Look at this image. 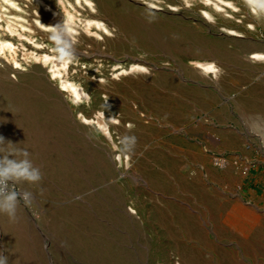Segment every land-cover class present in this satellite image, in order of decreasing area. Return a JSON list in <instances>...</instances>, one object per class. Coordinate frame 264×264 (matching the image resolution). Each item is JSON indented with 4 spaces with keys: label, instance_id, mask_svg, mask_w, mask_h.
<instances>
[{
    "label": "rangeland",
    "instance_id": "obj_1",
    "mask_svg": "<svg viewBox=\"0 0 264 264\" xmlns=\"http://www.w3.org/2000/svg\"><path fill=\"white\" fill-rule=\"evenodd\" d=\"M98 1L0 0V137L12 143L6 145L8 151L28 150L43 173L39 185L16 186L35 194L31 206L21 202L16 221L0 215V250L9 264H216L217 259L220 264H236L245 243L264 252L255 224L264 221V147L245 138L243 131L249 126L243 127L234 103L228 107L224 97H215L213 105L201 110L187 106L179 117L174 116L179 112L163 107L177 101L172 93L150 88L170 79L190 83L186 65H199L191 59L179 62L168 46L177 38L173 27L196 34L200 17L213 21L200 4L235 22L247 12L258 17L264 10L247 0H110L124 24L147 41L163 43L142 50L136 47L139 41L117 33L106 19L89 18V12H98ZM192 6L194 11H185ZM231 11L240 13L234 17ZM42 12L71 25L78 55L70 64L55 61L47 28L56 23L45 22ZM245 26L254 28L249 22ZM255 33L264 36V27ZM224 43L232 46L228 40ZM128 54L175 60H161L163 69L150 72L113 62ZM34 70L39 78L42 72L47 75L44 84L49 88L60 89L63 79L78 83L89 94L82 108L66 114L39 105L42 94L36 86L32 94L21 90ZM242 72L237 67L226 71V89L231 84L240 88L236 100L264 101V74ZM199 73L201 78L213 74ZM124 80L132 88H150L143 91L144 98L157 108L149 109L138 98L127 100L139 107L137 118L125 121L120 130L112 129L109 137L96 119L116 122L113 117L122 112L103 111L100 104L119 102L110 92L125 87ZM100 84L107 91L98 90ZM53 94L63 104H74L67 89L62 96ZM215 110L224 115L221 120L211 117ZM138 127L146 139L139 142L129 164L123 165L117 154L115 166L94 156L101 151L100 133L108 145L111 140L122 144L123 134ZM262 128L255 132L260 134ZM170 150L180 155L167 156ZM77 194L85 195L76 200ZM182 237L194 249L185 251Z\"/></svg>",
    "mask_w": 264,
    "mask_h": 264
},
{
    "label": "bare ground",
    "instance_id": "obj_2",
    "mask_svg": "<svg viewBox=\"0 0 264 264\" xmlns=\"http://www.w3.org/2000/svg\"><path fill=\"white\" fill-rule=\"evenodd\" d=\"M236 1L240 2V0ZM254 1L257 3L261 2V0ZM200 5L201 7L205 8L206 11L208 10L210 12L209 14L212 16L213 21L209 22L206 21V19H204L203 17H200V23L202 26H200L201 30H198L199 32L196 34H192L191 32L189 33L188 31L186 32V29H182L180 27H173L174 36L177 38L170 42V46L167 45L169 48H172V50L175 51L174 54L177 55L179 62L184 63L186 59H191L195 64L199 65L198 67L196 65H190L189 63V65H186L188 68L187 73L188 76H190V80L188 78L182 79L189 80L190 83H186L185 81L179 83V81L177 80L170 79L165 81L164 86H157V84H153V86H151L150 88L155 92L159 89L161 91L163 90L164 92H171L172 97L174 96L177 101L173 100V102H170V105H163V107L172 109L175 113L179 112L180 114L174 115H178L179 117H182L184 115V112L182 111L183 109L187 108V106H193L196 109L201 110L202 108L213 105L215 102L213 101V99L215 97H224L226 99V102H229L228 107L232 106V102L234 103L232 107L236 109L238 113H240L242 119L245 121L243 127L246 128L247 126H249L243 131L245 138L250 142H254L256 145L264 147L262 146V139H264V128L259 131L260 134L255 132L258 128L264 127V101H262L261 103L255 102L253 98L249 97H247L245 100H236L237 97L234 98V94L235 92H238L240 95V88L233 86V84H231L232 86L228 89H226L225 86L226 71L229 72L230 69H235V67L241 69V71H244L242 73H245V76L246 74L253 75L254 73L264 74V36H259L255 33V31L260 27H264V15H260L257 17L247 12L241 18V22H235L227 17L220 16L217 12L207 7L206 5ZM96 7L98 8V12H89V18L106 19L108 24H113L116 27L117 33L125 32L130 37L139 41L136 46L137 48L139 47L142 50H146L147 47L151 48V45H163L161 41L156 39L147 41V39L143 37L144 35L140 34L137 29L132 28L131 26L129 27L127 23L124 24V19H120L122 17L120 10L117 9L110 0H99L98 3L96 2ZM194 9L195 7L192 6L189 8V10L185 9V11H194ZM240 12H242V10ZM240 12L231 11V14L235 17L238 16ZM41 16L42 18L46 19L45 22L53 24L57 23L56 18L51 16L45 17L43 15V12ZM246 22H249L253 25V30L245 26ZM221 28L240 33L242 37L224 33L223 31H221ZM226 40H228L232 46H226L224 43ZM176 44L177 46H175ZM117 60V64H122V66L125 65L127 67H130L131 70L148 69L150 72L155 71L156 69H163L164 66L159 67L161 66L159 64V61H174L175 59H170V57L161 58L156 54H153V57H140L138 55L128 54L124 55L121 58L115 57L113 62ZM126 70L127 68H124V71ZM2 71L5 74L7 73L8 69ZM192 71L195 73L192 74ZM201 71L206 73H209L211 71L213 72V76L211 74H207V78H201L203 75L199 73ZM32 73L33 76H31L29 80L27 79V81L23 82V87L21 88L20 85V88L21 90H24V92H27L29 94H32L31 91L34 90L33 88H38V91L40 92V94H42L38 96L40 98L38 101L39 105L47 104L46 106L51 107V109H56V111L58 110L66 114L68 113L67 110H74L77 112V110L82 108L80 104L83 101L84 97L87 96V93L85 92L84 88L79 86L78 83L76 84V82L69 81L68 79H63L60 81V89L55 86L49 88L44 84V81L48 80V77L47 75H45V73L42 72L43 78H39L36 75V70H34ZM198 73L201 74V76L198 75ZM122 79L125 78L123 77ZM123 83L125 84V87L117 90L119 92L125 89L123 92H110L116 97H119V102L115 104L111 103L110 105H105L103 103L100 104V107L103 109V111L114 112L116 109H118L122 112L118 117H113V119L116 120L115 123L117 124H115L114 122L103 123L96 119L97 124L102 127V131L108 134L109 137L112 136V129L120 130L125 121H134L137 118L136 115L139 111V107L128 105L126 103L127 100L138 98L139 102H141L142 104L150 105L151 107L149 109H152L153 105L157 108L156 104H151V102L144 98L145 94L143 93V91H148L150 90V88H143L140 86H138L139 88L137 89L132 88L127 84L128 80ZM96 84L99 85L98 83ZM51 89L60 96H62L63 90L67 89L70 94V98L74 103L70 104L73 106L67 105L65 104V102L63 104L62 102L57 100ZM98 90L107 91L103 84H100ZM120 97L123 98L122 100L124 102H122ZM93 103H95L94 100L92 101V105ZM158 110L159 109H157L156 111ZM213 113L214 112L211 113V117H213L214 120H221V118L224 117V115L221 114L220 110H215V114ZM80 115L81 118L85 120L90 119L89 116L86 117L83 114ZM171 127L174 128L173 124H171ZM134 131L135 134H133ZM134 131H131L130 135L131 137H135V143L133 144L131 150L128 151L123 149L122 144L115 143L114 140H111L110 143L112 146L116 147V149L112 150L111 145H108V142L103 134L99 132L101 134V141H99V144H96L101 149V151L99 152L96 150L94 156H98L100 159L109 162L108 164H110L111 166H115L116 162L113 156L117 154L118 160L123 165L129 164V162L133 160L132 158H135L136 156L134 153L136 148L140 145L139 142L146 139V135L144 134L143 129L138 127ZM127 134L129 133L125 132L123 134V137L130 136ZM216 138L218 143L219 137ZM212 141L215 142L216 140ZM99 145H101L102 147ZM166 153L167 156L170 157L180 155V152L172 150ZM183 156L186 157L187 155L183 154ZM252 216L256 217L255 215ZM255 224L256 233L259 236L260 248L264 250V221H255ZM181 242L183 244L182 247L185 251L187 248L194 249V247H191V245L187 244L189 241L185 240V237H182ZM244 248V253L241 255L242 258H240L236 264H264V252H261L259 249L254 248L250 243H245ZM216 264H220V261H218V259L216 260Z\"/></svg>",
    "mask_w": 264,
    "mask_h": 264
},
{
    "label": "clouds",
    "instance_id": "obj_3",
    "mask_svg": "<svg viewBox=\"0 0 264 264\" xmlns=\"http://www.w3.org/2000/svg\"><path fill=\"white\" fill-rule=\"evenodd\" d=\"M247 2L257 9L264 10V0L259 3H254V0H247ZM47 30L55 52V61L61 65L70 64L78 55L73 42L71 25L60 21L49 25ZM121 143L124 150H131L135 137L125 136ZM7 144L12 143H6L4 138L0 137V215H6L10 220L16 221L21 202L25 206H31L35 201V194L31 190L21 188L18 191L16 186L39 185L43 181V173L33 163L28 150L8 151ZM262 146H264V139H262ZM87 194L90 195L91 191ZM84 195L77 194L74 199H83ZM0 264H9L8 256L3 250H0Z\"/></svg>",
    "mask_w": 264,
    "mask_h": 264
}]
</instances>
